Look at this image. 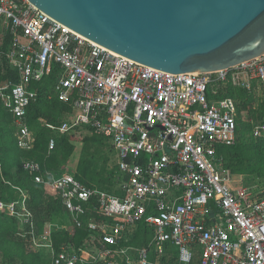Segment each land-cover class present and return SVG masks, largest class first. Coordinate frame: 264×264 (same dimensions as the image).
<instances>
[{"label":"built area","instance_id":"1","mask_svg":"<svg viewBox=\"0 0 264 264\" xmlns=\"http://www.w3.org/2000/svg\"><path fill=\"white\" fill-rule=\"evenodd\" d=\"M3 66L18 75L0 84V100L20 149L35 141L26 122V107L37 97L30 84L53 74L48 97L70 110L60 123L44 125L60 133L83 127L116 151L118 193L88 187L70 173L46 181L38 162H22L60 196L76 225L92 232L78 247L56 252L49 229L33 236L31 227L29 240L21 231L50 251L51 264H264V192L234 187L241 180L216 151L236 141L238 105L218 93L229 82L253 91L258 79L264 98V55L224 71L171 74L86 39L28 0H0ZM251 123L252 135L264 138V121ZM25 199L23 192L20 201L0 199V212L32 223ZM140 222L151 229L150 239L126 244Z\"/></svg>","mask_w":264,"mask_h":264},{"label":"trees","instance_id":"2","mask_svg":"<svg viewBox=\"0 0 264 264\" xmlns=\"http://www.w3.org/2000/svg\"><path fill=\"white\" fill-rule=\"evenodd\" d=\"M9 79L16 81L17 72L7 66L0 67V84ZM53 83L52 74L30 84L37 92L36 99L26 107V122L35 137L30 150L17 146L13 117L0 100V199L6 202L20 201L22 192L25 193L24 203L31 213L32 222L22 224L15 216L0 212V264H51L52 255L48 249L35 247L31 241H27L32 237L28 233L31 227L33 236L49 229L56 252L67 244L78 247L92 233L86 227L76 225L60 196L48 184L36 182L34 176L23 169L24 160L38 162L46 181L50 175L70 173L88 187L118 193L115 188L121 175L116 162L110 157L111 146L105 137L94 132L76 137L75 134L82 129H77V133H60L44 125L43 122L60 123L63 114L70 110L68 104L54 96L48 97ZM217 97H232L238 104L236 141L216 148L222 166L231 174L253 176L264 185V138L254 137L251 133V121H264V98L230 82L224 91H219ZM78 138L81 146L77 163L74 170L67 172L64 167L75 152ZM50 139L54 140L51 150L48 148ZM17 209H20V205ZM21 231L27 232V240L19 235ZM151 233V229L140 222L126 244L142 246L148 242ZM168 250L176 254L174 248L169 246Z\"/></svg>","mask_w":264,"mask_h":264},{"label":"water","instance_id":"3","mask_svg":"<svg viewBox=\"0 0 264 264\" xmlns=\"http://www.w3.org/2000/svg\"><path fill=\"white\" fill-rule=\"evenodd\" d=\"M72 31L171 74L228 70L264 55V0H28Z\"/></svg>","mask_w":264,"mask_h":264},{"label":"rangeland","instance_id":"4","mask_svg":"<svg viewBox=\"0 0 264 264\" xmlns=\"http://www.w3.org/2000/svg\"><path fill=\"white\" fill-rule=\"evenodd\" d=\"M254 90H253V92L255 93V94H259V85H258V79H255L254 80ZM245 118H246V116H245ZM81 131H78V133L77 134H75L76 135V137L78 136L79 137V135H84V134H86V133H88V131H86V130H84V128L83 127H81ZM78 141H76L75 142V144H76V149H75V152H74V154L71 156V158H70V160L66 163V166L64 167L65 168V171H67V172H71L72 170H74V168H75V166H76V163H77V158H78V153H79V149H80V146H81V144H80V139L78 138L77 139ZM110 145V144H109ZM111 146V145H110ZM110 157H111V159L113 160V161H115L116 160V151L114 150V148L111 146V155H110ZM244 185L245 186H249V187H253V188H255L256 190H261V191H263L264 192V185H262L260 182H257L256 181V179H254V177L253 176H247V177H244ZM260 184V185H259ZM234 187H236V186H238V185H240V183L238 182V183H233L232 184Z\"/></svg>","mask_w":264,"mask_h":264},{"label":"crops","instance_id":"5","mask_svg":"<svg viewBox=\"0 0 264 264\" xmlns=\"http://www.w3.org/2000/svg\"><path fill=\"white\" fill-rule=\"evenodd\" d=\"M256 96H258V94H255ZM234 178L237 179V180H241L239 181L240 184H244V176L243 175H237V174H234Z\"/></svg>","mask_w":264,"mask_h":264}]
</instances>
